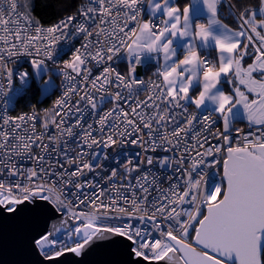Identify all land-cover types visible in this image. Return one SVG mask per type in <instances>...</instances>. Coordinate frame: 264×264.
Segmentation results:
<instances>
[{"label":"snow or ice","instance_id":"snow-or-ice-1","mask_svg":"<svg viewBox=\"0 0 264 264\" xmlns=\"http://www.w3.org/2000/svg\"><path fill=\"white\" fill-rule=\"evenodd\" d=\"M148 3L153 14L159 12L166 17L160 24L140 18L139 0H88L76 13L44 27L18 11L25 7L21 0H0V80L5 81L0 83V100L5 107L14 76L21 85L17 95L26 94L33 82L37 91L46 95L51 77L39 83L50 71L46 61L57 65L62 40L84 38L70 60L51 69L64 78L66 91L55 100L51 111L45 110L42 127L47 130L51 124L58 135H49V143H44V134L35 131V112L0 118V175L15 178L10 182L0 179V206L15 214L17 206L26 202L46 201L56 211L79 221L64 233L66 239L57 238L54 232L60 229H54L34 240L49 261L65 253L80 255L95 241L116 236L131 242V255L147 264H264V0H258L255 6L242 2L238 11L228 0H194L182 7L173 0ZM225 4L228 15L236 18V29L220 19V6ZM194 6L206 22L194 21ZM121 13L123 23L119 22ZM177 41L181 43L177 45ZM198 47H211L217 53L216 60L202 57ZM122 50L127 51L126 74L104 66L98 76H92L90 61L96 66L106 65ZM149 54H155V59L163 63L153 73L157 80L146 82L137 77L136 66L144 62L145 56L151 59ZM21 56L32 57L33 77L28 71L7 67ZM245 58L251 63L245 64ZM77 77L81 78L79 86ZM222 83L231 86L228 93ZM106 86L117 90L99 95L107 92ZM120 89H127L128 95ZM144 90L150 95L144 100L137 98L135 106L129 105L130 111L121 107L122 102ZM72 96L79 99L69 106ZM81 101L92 110L106 101L113 103L96 121L98 129L81 123L82 110L76 106ZM209 104L213 106L210 109ZM190 107L195 110L190 112ZM241 109L249 129L256 130L244 133L236 129L240 135L233 137V121L241 115ZM69 114L78 115L74 124L65 127ZM113 117L119 123L110 121ZM217 120H222L223 130L212 132ZM29 121L33 122L31 134H19L27 131L23 125ZM9 125L14 126L9 129ZM97 131L99 139L93 135ZM75 136L80 137V151L71 156L67 138ZM132 136L135 138L127 143L141 147L145 153L159 147L179 155L158 160L144 155L135 163L127 159L124 179L134 171L142 174L135 177V184L129 180L120 188L109 190L81 180L85 170L93 172L101 167L91 162L99 156L85 151L84 146L109 148ZM209 137L217 143H210ZM189 138L194 141L191 145ZM50 145L63 162H53ZM33 147L40 152L32 154ZM20 153H28L35 161L32 168L24 170L14 164V157ZM154 163L174 168V175L166 177L167 188L161 189L157 179L150 180L149 172L141 168ZM221 166L224 183L211 182L208 187L210 177L205 168ZM116 175L112 170L111 176ZM154 186L157 195L150 200L149 190ZM86 188L96 190L88 193ZM186 204L190 207L185 208ZM79 205H84V210L77 211ZM40 210L38 204L32 209ZM123 217L135 219L138 224L111 223Z\"/></svg>","mask_w":264,"mask_h":264},{"label":"built area","instance_id":"built-area-1","mask_svg":"<svg viewBox=\"0 0 264 264\" xmlns=\"http://www.w3.org/2000/svg\"><path fill=\"white\" fill-rule=\"evenodd\" d=\"M88 0H82L81 5L87 4ZM78 7V8H79ZM139 8H140V18L142 20H152L153 23L155 24H160L162 21L160 17H149L147 16V8H148V0H139ZM78 10V9H77ZM73 11L67 14L62 15L61 17L57 18L55 21L51 23H40L44 27H49L53 24H55L58 20L68 16L72 15L77 12ZM19 12L24 13L20 8H18ZM27 15L26 13H24ZM79 19V18H78ZM198 21V20H197ZM119 22L123 23V13H121V17L119 18ZM91 24V22H89ZM96 23L99 24L100 21L99 19L96 20ZM134 24H129V27H134ZM162 26V25H161ZM105 27H110V26H105ZM128 29H125L127 31ZM84 43V38L83 36L77 37L70 42L66 41H61L58 47L62 50L61 55L58 57V62L56 66H53L50 61H46L48 64L49 68L52 67H62L63 66V61L64 60H70L72 52H74L75 48L81 47V45ZM152 58L149 59L148 56L143 57L144 62L142 64H139L136 66V75L139 79H143L144 81H149L151 80H157V78L153 75V73L156 71V59L153 54H149ZM202 57H205L207 59H210L212 61H215L214 56L210 53H201ZM127 51L122 50L120 53H117V55L113 58L111 61H107V64L96 66L95 62L90 61L89 62V67L92 69V76H98L100 72L103 71L104 66H111L114 68L116 71L120 72L121 74H126L128 70V62H127ZM31 59L32 57H27V56H21L18 60H16L15 63H9L7 67L12 68L14 70H19V71H28L30 74V78L33 77L32 75V68H31ZM71 71V70H69ZM72 75H75V73H72ZM58 77V84L56 91L48 104V106H39L35 104L32 101H28L27 107L26 108H21L18 105V100L21 96L24 94H19L17 95L18 90L20 89V81L17 77H13V85H12V92L9 93L8 99L9 103L5 107L3 104V101L0 100V118L4 116L8 117H17L22 114H28L32 115L33 112L36 113L37 119L34 122L35 123V131L37 134L43 133L44 134V143H49L48 141V136L49 135H58L56 128L49 124V127L47 130H45L42 127V122L45 118V110L51 111L54 105V102L56 99H58L64 91H66V87L62 86L66 82L64 81V78L60 75H57ZM81 78L77 77L76 78V83L79 86ZM159 82V81H157ZM0 83H5L4 80H0ZM90 87V86H89ZM107 87V92H101L99 95H107L108 93L115 92L117 89L114 86H106ZM123 95H128V90L127 89H120ZM83 94V91H81V95ZM99 95L97 96V101L99 102ZM148 95H150V92L147 90L144 91H137L132 100H128L125 102L121 103V107L124 108L125 111H130L129 105L135 106V101L138 98L139 100H144ZM79 99L78 96H72L70 98V105H75L76 101ZM81 108L82 110V115L83 119L81 120V123L84 124L85 127H87L88 124H92L93 128L98 129L99 125L96 123V121L99 119L100 115H103L104 112H106L108 109H111L113 107V103L110 102H105L102 105L98 104V108L96 110H92L90 105H87L86 102L81 101L78 105H76ZM17 109V110H16ZM195 109L190 107L189 111L192 112ZM74 112V110H73ZM96 113H99L98 115ZM206 114V113H205ZM78 114H69L66 117L67 123L65 124V127H67L68 124H74L75 120L77 118ZM213 119H216L215 116H213ZM110 121L114 123H119L116 118H110ZM32 121H29L28 123L23 125V128L26 129V132H20L19 134L25 135V134H31V125ZM3 124L2 119H0V125ZM14 125H9L7 126L9 129L13 127ZM238 127H235V125L232 126L231 130V135L233 137H237L240 134L236 131V129H241L243 130L244 133H247L249 130L255 131L256 128L253 127L252 129H249L248 124H243L242 126L236 125ZM120 129H123V125L119 124ZM199 128V126H197ZM217 129L222 130V125H221V120H217V123L212 126L211 131L215 132ZM115 130V129H113ZM76 132H79L80 129L77 128L75 129ZM129 131H131V128H129ZM108 134V128H105V135ZM94 136H96L98 139L101 138L100 133L94 132ZM135 136L132 137H126L125 138V143L120 144V145H113L109 148H105L103 145H98V146H93L92 149H87L85 147V151L90 152V153H96L99 156V159H93L91 162L95 164H100L101 167L94 168L93 172H87L85 170V176L81 178V180H89L93 181L94 183H97L100 188H107L109 190L112 189L113 186L116 188H120L122 185H126L129 180L133 184H135V177L138 175H141V171H134L131 173L130 176H127V179H124L126 176V173L124 171V165L127 163V159H133V162L135 163L137 159H143L144 155L152 156L154 160H158L160 157L163 156H168L170 158L176 157L179 155V152L177 151H165L163 148L157 147L156 150L153 151H147L145 153L144 149L137 145H131L127 143L128 139H134ZM147 139V136L144 137ZM65 138H61V144L63 145ZM210 143H217L215 139H212L209 137ZM78 142H80V137L75 136L72 138H67V148L69 151V155L75 156L77 152L80 151V148L77 146ZM235 142V141H234ZM188 143L191 145L194 143V141L189 138ZM40 152V149L37 147L32 148V154H38ZM49 152L52 153V160L53 162L56 159H59L63 162V157L62 156H57L56 153L52 152V145L49 146ZM107 157V158H105ZM47 159V157H46ZM87 159V157H86ZM211 159V158H209ZM14 164L18 166L21 169H28L32 168L35 164V161L33 159L29 158L28 153H20L14 157ZM187 163V162H186ZM65 167H70L67 164H65ZM141 168L143 172H149V179L151 180L153 177L157 179V184L161 189L167 188L169 186V182L166 179L168 176H173L174 175V168L172 166H162L159 163H154L151 166L148 165H141ZM221 167H211V168H205V171L208 173V176L210 177V182L208 184V187H211V182L215 183H223L222 178H221ZM70 170H74L70 168ZM112 170H115L117 172V175L112 177L111 172ZM178 175V174H177ZM111 177V180L108 178ZM0 179L5 180V182H10L14 180L15 178L8 177L7 175H0ZM96 189L93 188H86L84 191L91 193L92 191H95ZM71 191H75V189H71ZM150 197L149 199L151 200L153 197L157 195V192L155 190V186L151 188L150 190ZM114 194V193H113ZM139 194V193H138ZM68 199H73L71 196H68ZM106 199V197L104 198ZM31 202V201H30ZM122 203V202H121ZM185 208L190 207L189 205H184ZM85 206L84 205H79L77 207V211L79 210H84ZM63 217H66L70 220L71 219L66 212H60ZM75 221V220H74ZM113 224H121V223H132V224H138V221L135 219H129L128 217H123L120 220H113L111 221ZM79 224V221H75V224L72 226L66 227V224L63 222L59 223H54L52 226L49 227L47 231H54V229H60L59 232H54V235L59 238V239H66L64 236V233L66 231H69L73 226ZM140 227H144L143 224H139ZM150 227V226H149ZM68 246H71L69 244ZM134 245H132L133 247ZM38 252L45 257L44 253H42L39 248L36 246ZM46 258V257H45Z\"/></svg>","mask_w":264,"mask_h":264},{"label":"water","instance_id":"water-1","mask_svg":"<svg viewBox=\"0 0 264 264\" xmlns=\"http://www.w3.org/2000/svg\"><path fill=\"white\" fill-rule=\"evenodd\" d=\"M236 124H248L242 109L241 115L233 121V125ZM221 125L223 130L222 120ZM37 204L41 210L32 211ZM17 207L19 211L12 214L7 212L6 206H0V264H147L142 258L131 255V242L116 236L95 241L80 255L65 253L49 261L38 252L34 240L54 223L67 219L68 227L75 221L63 217L46 201H29Z\"/></svg>","mask_w":264,"mask_h":264},{"label":"trees","instance_id":"trees-1","mask_svg":"<svg viewBox=\"0 0 264 264\" xmlns=\"http://www.w3.org/2000/svg\"><path fill=\"white\" fill-rule=\"evenodd\" d=\"M81 2L82 0H21V3L24 4L25 7L20 9L33 20H38L40 23H51L64 14L76 11ZM228 2L236 5L238 11L240 3L243 2L247 5L255 6L258 0H228ZM220 11L222 13L220 16L221 19L232 25L238 26L236 18L228 15V8L226 5H221ZM225 17H227V19H225ZM208 53L212 54L210 51ZM249 61L250 59L245 58V64L249 63ZM57 84L58 77L56 75V84L52 91L40 97V92L37 91V85L33 82L32 87L27 93L19 98L18 105L21 108H26L28 101H32L39 106H48L56 91ZM236 125L242 126L243 124Z\"/></svg>","mask_w":264,"mask_h":264},{"label":"crops","instance_id":"crops-1","mask_svg":"<svg viewBox=\"0 0 264 264\" xmlns=\"http://www.w3.org/2000/svg\"><path fill=\"white\" fill-rule=\"evenodd\" d=\"M154 2H155V0H154ZM160 2L162 3V0H160ZM194 2V0H173V3L175 4V5H178V6H183V5H185V4H189V3H193ZM226 5V4H225ZM227 6V5H226ZM147 16H149V17H160L161 18V20H163V19H165L166 17H164L163 15H162V13H155V14H153L152 13V10H151V7L149 6V3H148V8H147ZM235 17V16H234ZM193 19H194V21H197V22H206V18L202 15V14H199V13H197V10H196V8H195V6H194V8H193ZM221 19V18H220ZM222 20V22L223 23H225V24H227L230 28H233V29H236V28H238V26H235V25H232V24H230V23H228V22H226V21H224L223 19H221ZM177 43V45L179 44V43H181V41H177L176 42ZM198 50H199V52H200V55H201V53H205V52H212V55L214 56V59L216 60V57H217V53L211 48V47H209V48H207V49H199V47H198ZM178 54H180V53H178ZM154 56H155V54H153ZM180 58H182V55L180 56ZM160 63H163V61H162V59H160L159 61H157V59H156V66L158 67V64H160ZM222 87H223V90L226 92V93H228L229 91H230V85H228V84H223L222 83V85H221ZM208 109H210L211 107H213L211 104H209L208 106Z\"/></svg>","mask_w":264,"mask_h":264},{"label":"rangeland","instance_id":"rangeland-1","mask_svg":"<svg viewBox=\"0 0 264 264\" xmlns=\"http://www.w3.org/2000/svg\"><path fill=\"white\" fill-rule=\"evenodd\" d=\"M50 69V71L47 73V75H44L43 76V79H41L40 81H39V83L40 84H43V81L44 80H47V79H49V77H51V84L50 85H48V93L50 92V91H52V89H53V87L55 86V84H56V74H54V72L53 71H51V69H53V67L52 68H49ZM32 75L34 76L35 74H34V72H33V69H32ZM36 84V83H35ZM198 91H199V89H197V93H198ZM197 93H193V95H195V94H197ZM44 95H41V93H40V97H43ZM235 127H238V126H236L235 125Z\"/></svg>","mask_w":264,"mask_h":264}]
</instances>
